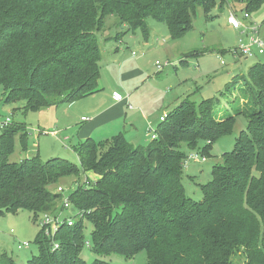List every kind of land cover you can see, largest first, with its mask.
I'll return each mask as SVG.
<instances>
[{"label": "trees", "instance_id": "trees-1", "mask_svg": "<svg viewBox=\"0 0 264 264\" xmlns=\"http://www.w3.org/2000/svg\"><path fill=\"white\" fill-rule=\"evenodd\" d=\"M226 3L244 6L250 15L264 0H0L5 104L24 102V113L38 112L100 92L99 34L109 17L126 29L117 41L138 32L148 41L150 18L177 40L193 28L199 8L209 14ZM244 78L252 104L235 115H219L218 99L199 106L186 99L160 121L157 139L147 146H133L123 133L75 145L80 167L61 158L42 162L39 156L10 163L16 139L26 151L30 131L13 121L0 128V216L28 211L39 221L59 213L62 195L53 187L76 179L70 199L77 221L60 227L55 251L40 229L39 253L27 264H87L81 258L87 223L93 226L90 250L98 257L132 259L146 252L148 264H264V63L235 79ZM238 115L246 118L247 129L213 167L212 181L200 187L204 198L196 202L182 182L181 145L212 157L214 144L232 134ZM5 258L0 255V264Z\"/></svg>", "mask_w": 264, "mask_h": 264}, {"label": "rangeland", "instance_id": "rangeland-1", "mask_svg": "<svg viewBox=\"0 0 264 264\" xmlns=\"http://www.w3.org/2000/svg\"><path fill=\"white\" fill-rule=\"evenodd\" d=\"M245 12L244 6L230 3H226L223 9H214L209 14L199 8L193 28L177 40L171 38L165 24L150 18L147 21L152 36L150 41L151 43L155 41L156 46L147 53L141 50L144 49L141 48L142 45L140 46L142 41H132V45L121 44L123 42L121 40L117 41V35L126 29L117 23L116 18L109 17L104 30L99 34L100 49L103 55H106V59L101 62L100 88L102 89L98 93H102L103 96L110 89L120 85V65L113 66L112 70L110 64L119 48V58L123 57L125 62L129 61L131 65L142 61L146 73L141 80L139 92L131 101L134 109L126 107L128 115H131L132 111L139 113V116L142 115L138 109L139 104L145 109L146 114L157 117L165 108L171 112L186 99L195 103L196 106H199L203 100L218 99L215 110L219 112V115L222 112L235 115L245 105L252 104L245 78L239 81L235 78H243L252 66L264 63V55L247 59L234 54L242 35L229 26L228 19L234 13L239 21L246 24ZM250 16L252 23L261 27L260 35L264 42V3L257 10L250 12ZM137 35L141 37L140 32ZM133 43H137L140 48ZM132 52H135V55ZM157 62L161 65L167 63V66L160 71L156 65ZM234 79L236 82L231 84ZM130 81L127 82L131 83ZM167 101L169 107L166 105L161 108ZM78 105L81 104L78 103ZM24 106V102L5 104L4 91L0 88V122L10 118L14 123H25L30 131L26 151L22 149L19 139H16L15 150L9 158L10 163H21L27 158L39 156L42 162L61 158L80 167L78 155L73 147L78 144V132L85 123L72 124L74 116L71 112L75 113L77 108L70 110L68 104H61L59 107L24 113ZM64 109L68 110L69 116H64ZM119 125L121 124L118 123L117 126ZM155 128L149 127L147 131L145 130L142 146H147L152 141L151 136L156 132ZM246 129V118L244 115H238L232 134L214 144L212 157L206 158L205 162H190L189 165H184L182 182L189 198L196 202L203 200L201 185L212 181L213 167L222 164V155L235 149L237 138ZM94 139L98 137L95 136ZM100 140L102 139H98L97 142ZM202 145L203 143H200V147ZM181 148L186 153V161L191 154L200 153L199 149L189 150L185 144H182ZM86 176L95 182V175L89 173ZM75 180L74 177L66 178L61 180L59 185L65 187L71 194L75 190ZM53 190L56 188L53 187ZM76 213L77 210L73 204L72 209L64 215L75 216L77 221ZM39 231L40 220L34 221L33 214L28 211L0 216V255L5 254L8 257L4 259L5 261L11 259L15 264H27L39 253L35 243ZM92 232L93 226L87 223L84 231L86 242L92 240ZM24 243H29L30 247L19 249V246ZM81 258L87 264H92L96 259H102L110 264H148L146 252L132 259L118 255L98 257L86 246L81 253Z\"/></svg>", "mask_w": 264, "mask_h": 264}, {"label": "crops", "instance_id": "crops-1", "mask_svg": "<svg viewBox=\"0 0 264 264\" xmlns=\"http://www.w3.org/2000/svg\"><path fill=\"white\" fill-rule=\"evenodd\" d=\"M128 36V38L125 37L126 39L121 40L123 41L121 44L130 43V45H132V41H142L143 43L140 44V46L142 45L141 48L144 49L141 50L146 53L154 46H156L155 41H153L152 43L150 41V38H152L151 30L150 38L148 41H145L142 38V35L141 37H138L139 35H137V33ZM133 44L140 48L137 43ZM119 53L120 49L117 48L116 55L114 56L110 64L111 69L113 66L119 67L120 65V85L110 89L108 91L109 93L107 92L103 96L101 95L102 93H97L87 98H84L78 102H75L76 104H68L70 110L75 107L77 108L75 113L70 111L74 116H72L73 118L71 117L73 121L72 124L85 123L82 127H80L81 129L78 132V144L89 138L94 139L95 136H97L98 139H102L100 140L101 142L105 140H110L113 137L123 133L130 144L136 147L142 146L145 130L147 131L149 127L151 129L154 127L157 128L160 124V118L164 114L170 113V111L165 110V108L161 114L157 115V118L154 117V115L146 114L145 109L138 104V109L141 111L142 115L139 116V113H135L133 111L131 115H128L126 107L132 110L134 109L131 105V101L139 92L142 83L141 80L146 75V73L142 61L137 62L135 65H131L129 61L125 62V59L123 57L120 56L119 58ZM133 53L135 52H132V54ZM104 59H106V55H103V60ZM129 80H131V83L127 82ZM114 95L121 96L122 100H118L117 97ZM78 103L81 105H78ZM166 105H168L169 107L168 101L165 102L161 108L165 107ZM66 115L69 116L68 110L64 109V116ZM152 117L153 119H151ZM84 118L88 119V121H83ZM118 123H120L122 126H117ZM98 139L94 140L97 141Z\"/></svg>", "mask_w": 264, "mask_h": 264}, {"label": "built area", "instance_id": "built-area-1", "mask_svg": "<svg viewBox=\"0 0 264 264\" xmlns=\"http://www.w3.org/2000/svg\"><path fill=\"white\" fill-rule=\"evenodd\" d=\"M244 19L246 24L242 23L238 20L237 16L232 13L231 16L228 19V24L232 29L239 31L242 35L239 41V45L235 48L234 54L235 56L239 57H245L247 59L254 58L258 55H264V42L260 35V26H257L256 24H253L251 22V17L249 14H244ZM135 55V53H133ZM224 64V63H223ZM158 66V69L160 71L164 70V66H167V63L165 65H161L159 62L156 64ZM117 97L118 100H122V97L119 95H114ZM131 108V107H130ZM167 118V114H164L160 121H164ZM83 121H88V119L84 118ZM11 123V119L7 118L5 121L0 122V128L5 127ZM152 140L157 139V134L153 133L151 136ZM207 159L205 157L200 156V154H191L186 161V165H189L190 162H205ZM88 178L84 179V182L88 183ZM56 193L62 195L61 198V211L56 214L47 213L44 215H41L40 217V229L44 231V234L46 237L52 239V245L53 250L59 249V242L55 240V236L58 233L60 227L62 225H68L69 227H72L76 220L75 216H66L64 215L65 212L69 211L73 207V203L70 199V193H68L67 189L63 186H57ZM13 232V231H12ZM86 247L88 249L91 248V242H86ZM29 243H24L19 246V249L29 248Z\"/></svg>", "mask_w": 264, "mask_h": 264}]
</instances>
